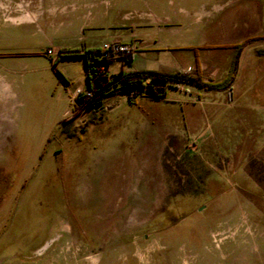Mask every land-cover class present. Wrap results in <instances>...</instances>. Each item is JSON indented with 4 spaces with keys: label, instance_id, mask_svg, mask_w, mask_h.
Masks as SVG:
<instances>
[{
    "label": "rangeland",
    "instance_id": "obj_1",
    "mask_svg": "<svg viewBox=\"0 0 264 264\" xmlns=\"http://www.w3.org/2000/svg\"><path fill=\"white\" fill-rule=\"evenodd\" d=\"M260 36L264 0H0V264H264V40L229 93L89 111L83 60L53 64L91 39L217 82Z\"/></svg>",
    "mask_w": 264,
    "mask_h": 264
},
{
    "label": "trees",
    "instance_id": "obj_2",
    "mask_svg": "<svg viewBox=\"0 0 264 264\" xmlns=\"http://www.w3.org/2000/svg\"><path fill=\"white\" fill-rule=\"evenodd\" d=\"M264 40V36L247 38L239 43L227 46L233 53L225 76L217 82L203 79L198 67L194 74L183 71L162 70H130L109 72L108 68L116 61L130 65L132 56H103L98 48H82L80 54L58 56V58L78 57L83 60L86 85L77 91L73 99V111H89L100 105L101 101L112 91L124 96L130 105H136L139 100L165 99L171 85H186L208 92H230L235 79L239 59L243 48L251 41ZM195 51L194 47H189ZM57 75L61 78L60 74Z\"/></svg>",
    "mask_w": 264,
    "mask_h": 264
},
{
    "label": "built area",
    "instance_id": "obj_3",
    "mask_svg": "<svg viewBox=\"0 0 264 264\" xmlns=\"http://www.w3.org/2000/svg\"><path fill=\"white\" fill-rule=\"evenodd\" d=\"M98 49L103 56L112 55L113 57L129 54L133 50L131 46L118 42L103 43Z\"/></svg>",
    "mask_w": 264,
    "mask_h": 264
},
{
    "label": "crops",
    "instance_id": "obj_4",
    "mask_svg": "<svg viewBox=\"0 0 264 264\" xmlns=\"http://www.w3.org/2000/svg\"><path fill=\"white\" fill-rule=\"evenodd\" d=\"M82 43H83V45L85 44L86 48H96V46L94 45L95 42L91 39H89L88 41L82 42ZM109 69H110V67L108 68V71H109ZM127 71H130V70H127ZM85 85H86V80H85Z\"/></svg>",
    "mask_w": 264,
    "mask_h": 264
}]
</instances>
